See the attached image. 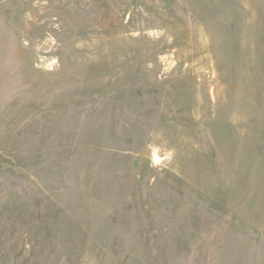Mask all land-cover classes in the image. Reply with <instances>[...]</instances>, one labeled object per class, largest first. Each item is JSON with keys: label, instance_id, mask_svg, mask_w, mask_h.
<instances>
[{"label": "rangeland", "instance_id": "obj_1", "mask_svg": "<svg viewBox=\"0 0 264 264\" xmlns=\"http://www.w3.org/2000/svg\"><path fill=\"white\" fill-rule=\"evenodd\" d=\"M0 264H264V0H0Z\"/></svg>", "mask_w": 264, "mask_h": 264}]
</instances>
